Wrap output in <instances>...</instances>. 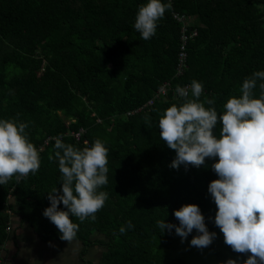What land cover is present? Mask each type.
I'll use <instances>...</instances> for the list:
<instances>
[{"label": "trees", "instance_id": "1", "mask_svg": "<svg viewBox=\"0 0 264 264\" xmlns=\"http://www.w3.org/2000/svg\"><path fill=\"white\" fill-rule=\"evenodd\" d=\"M145 3L0 0V119L25 123L40 156L35 174L0 185V255L11 238L10 211L43 242H65L43 215L48 193L62 189L57 137L78 149L100 139L108 150V183L99 189L108 199L95 219L70 217L79 226L75 240L85 247L84 256L98 250L86 264H190L166 253L182 238L175 229L162 234L156 223L178 225L174 211L185 204L198 205L208 230L217 234L206 248L219 262L242 264L250 255L226 245L214 223L217 207L208 186L218 178L211 167L216 161L170 167L175 150L160 139L159 119L184 102L177 86L202 83L201 102L214 100L205 107L219 115L229 98L241 94L245 78L264 71V0H171L155 36L142 40L134 23ZM175 13L193 19L199 32L179 78L181 25ZM168 81L175 89L158 99ZM259 83L253 90L257 98ZM219 129L218 123L217 135ZM197 234L193 230L184 240Z\"/></svg>", "mask_w": 264, "mask_h": 264}, {"label": "clouds", "instance_id": "2", "mask_svg": "<svg viewBox=\"0 0 264 264\" xmlns=\"http://www.w3.org/2000/svg\"><path fill=\"white\" fill-rule=\"evenodd\" d=\"M171 8V0H146L139 7L134 29L142 40L155 36L158 21ZM258 80L257 98L253 90ZM175 91L184 102L168 107L159 119L160 139L175 150L170 167L199 168L205 165L206 158L216 161L211 167L218 178L208 186L217 207L214 223L223 233L224 243L234 252L250 253L242 264H264V71L245 78L241 94L229 98L219 115L215 107H205L213 105L214 100L201 102L202 83L193 80L187 87L177 86ZM26 127L15 119H0V185L13 177L19 181L40 168L39 152L30 142ZM54 148L62 189L54 187L48 193L50 206L43 215L56 226L60 239L71 243L79 226L70 217L81 222L89 217L95 219V213L108 199L107 192L99 191L108 183V150L100 139L90 147L78 149L59 137ZM61 203L64 209L60 208ZM15 216L12 213V228ZM174 216L178 225L165 220L156 222L162 234L175 229L183 242L195 230L198 234L190 244L201 249L216 238L217 234L208 230L198 205L185 204L174 211ZM127 227H133L131 222ZM120 232L124 233L125 228L121 227ZM5 248L6 245L2 255ZM224 264L238 261L228 259Z\"/></svg>", "mask_w": 264, "mask_h": 264}, {"label": "crops", "instance_id": "3", "mask_svg": "<svg viewBox=\"0 0 264 264\" xmlns=\"http://www.w3.org/2000/svg\"><path fill=\"white\" fill-rule=\"evenodd\" d=\"M187 21L191 31L198 32L197 29H194V20L187 17ZM180 27L182 32V26ZM84 252L85 247L82 242L75 239L71 243L68 241L64 243L55 241L50 243L43 242L41 237L30 228L29 224L24 223L16 215L14 217L11 238L6 244L3 256L6 259L4 264H86V261H94L98 250L91 249L87 256H84Z\"/></svg>", "mask_w": 264, "mask_h": 264}, {"label": "built area", "instance_id": "4", "mask_svg": "<svg viewBox=\"0 0 264 264\" xmlns=\"http://www.w3.org/2000/svg\"><path fill=\"white\" fill-rule=\"evenodd\" d=\"M174 20L182 26L181 38H180V52L178 55V66L176 76L179 78L184 76L186 70L188 69V45L191 39L198 36L197 31H191L190 25L187 23V17L181 16L179 14H174ZM187 87V86H185ZM173 90L172 81L165 82L163 86L160 87L157 98L167 97L168 93ZM154 103H149L148 106H152ZM80 135V134H79ZM80 137V136H79ZM12 215V212H9ZM12 223L8 225L7 231L10 233L12 231ZM6 259H4L2 253L0 255V264H4Z\"/></svg>", "mask_w": 264, "mask_h": 264}, {"label": "rangeland", "instance_id": "5", "mask_svg": "<svg viewBox=\"0 0 264 264\" xmlns=\"http://www.w3.org/2000/svg\"><path fill=\"white\" fill-rule=\"evenodd\" d=\"M166 253L171 258L184 259L190 264H222L206 247L201 249L191 246L188 240H179L172 249L166 250Z\"/></svg>", "mask_w": 264, "mask_h": 264}]
</instances>
